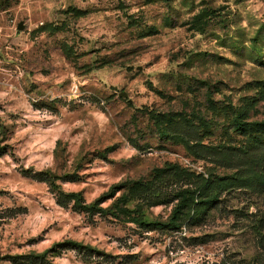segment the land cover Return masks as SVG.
<instances>
[{
	"label": "rangeland",
	"instance_id": "obj_1",
	"mask_svg": "<svg viewBox=\"0 0 264 264\" xmlns=\"http://www.w3.org/2000/svg\"><path fill=\"white\" fill-rule=\"evenodd\" d=\"M263 84L264 0H0V264L67 239L96 250L53 264H264V190L136 221L169 217L179 168L249 174L264 133L227 109L264 119Z\"/></svg>",
	"mask_w": 264,
	"mask_h": 264
},
{
	"label": "trees",
	"instance_id": "obj_2",
	"mask_svg": "<svg viewBox=\"0 0 264 264\" xmlns=\"http://www.w3.org/2000/svg\"><path fill=\"white\" fill-rule=\"evenodd\" d=\"M260 87V85H257ZM264 87V84L262 85ZM260 89V88H259ZM231 114L228 116L229 125H232L234 131L238 134H255V133H264V119L261 120H249L248 118H243L245 112L239 111L236 109H227V113ZM190 121V120H189ZM163 133L169 135V132L166 130H162ZM256 145L254 147H261L264 149V134L256 139ZM185 143V142H184ZM252 147L241 146L239 147V152L244 154L243 158L245 159L243 164V169H246L249 173L248 175L241 174L236 175L233 178H227V176H204L203 174L191 173L189 171H185L184 169L177 170L174 172V175L178 177L182 176L188 177L192 180L191 186L195 184V188L192 189L190 185L182 188L180 192H178L175 196L177 199L176 204L174 205L171 214L166 220H149L144 216L142 218H136V221H139L142 225L149 227H176L181 220L184 218L195 217L198 215V207L203 206L204 209L208 206L212 205L218 198V191L223 190L228 187H232L235 185H245L248 187H252L254 189H259V192L264 190V156H250L249 151ZM253 150L255 148H252ZM228 156V155H227ZM225 161H229L228 157L223 156ZM244 171V170H243ZM169 175V174H168ZM116 186L112 187V190ZM146 190L148 188L147 185H144ZM196 191H198V195L195 196ZM68 197H72L75 205L86 208L88 210L98 208L101 211H109L113 215H120L118 212L121 210L116 207V209L112 208H100L97 206L96 202L91 204H82L81 194L79 192L71 193ZM125 210L122 211V213ZM63 248H75L80 250H91L95 251L96 249L91 247L88 244H83L82 242L76 240H63L57 243H54L51 247L41 251L35 252L32 251L28 256H25V260H14L18 264H53L51 261L47 259L48 254L57 253L60 249ZM17 258L16 256L13 257Z\"/></svg>",
	"mask_w": 264,
	"mask_h": 264
},
{
	"label": "water",
	"instance_id": "obj_3",
	"mask_svg": "<svg viewBox=\"0 0 264 264\" xmlns=\"http://www.w3.org/2000/svg\"><path fill=\"white\" fill-rule=\"evenodd\" d=\"M19 28H21V25H18Z\"/></svg>",
	"mask_w": 264,
	"mask_h": 264
}]
</instances>
